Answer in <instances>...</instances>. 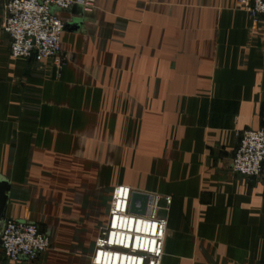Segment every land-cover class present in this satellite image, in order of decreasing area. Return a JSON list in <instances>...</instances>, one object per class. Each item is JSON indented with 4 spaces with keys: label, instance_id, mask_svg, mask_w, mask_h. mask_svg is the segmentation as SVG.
Segmentation results:
<instances>
[{
    "label": "crops",
    "instance_id": "0c3cea01",
    "mask_svg": "<svg viewBox=\"0 0 264 264\" xmlns=\"http://www.w3.org/2000/svg\"><path fill=\"white\" fill-rule=\"evenodd\" d=\"M0 0V228L36 223L34 261L91 264L119 184L160 196L162 264H264V164L232 170L264 127V16L237 0H96L61 10L62 70L13 58ZM173 200L168 209L164 196Z\"/></svg>",
    "mask_w": 264,
    "mask_h": 264
},
{
    "label": "built area",
    "instance_id": "2783aa9c",
    "mask_svg": "<svg viewBox=\"0 0 264 264\" xmlns=\"http://www.w3.org/2000/svg\"><path fill=\"white\" fill-rule=\"evenodd\" d=\"M81 6L91 12L96 0H7L2 30L10 36V56L52 60L59 70L67 63L62 51V38L67 23L61 10ZM255 23L264 16V0H237ZM238 146L232 158L234 172L247 177L262 173L264 164V127L236 132ZM135 190L119 184L112 192L107 224L95 242L91 264H162L168 219L161 215L160 196L145 192L149 199L144 213L131 211ZM143 192V191H140ZM169 208L172 196L163 197ZM0 249L5 258L20 262L34 261L51 247L49 236L31 221L7 218L0 228Z\"/></svg>",
    "mask_w": 264,
    "mask_h": 264
},
{
    "label": "water",
    "instance_id": "95a60500",
    "mask_svg": "<svg viewBox=\"0 0 264 264\" xmlns=\"http://www.w3.org/2000/svg\"><path fill=\"white\" fill-rule=\"evenodd\" d=\"M149 199V195L145 192H140V191H134L133 196H132V201H131V211L133 212H139V208L137 205L138 201H142L143 206L141 212L144 213L145 211V206L146 203ZM0 245H1V238H0Z\"/></svg>",
    "mask_w": 264,
    "mask_h": 264
}]
</instances>
